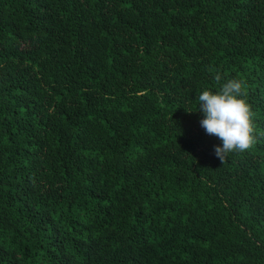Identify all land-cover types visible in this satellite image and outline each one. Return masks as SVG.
Instances as JSON below:
<instances>
[{
    "label": "trees",
    "instance_id": "trees-1",
    "mask_svg": "<svg viewBox=\"0 0 264 264\" xmlns=\"http://www.w3.org/2000/svg\"><path fill=\"white\" fill-rule=\"evenodd\" d=\"M0 264H264V0H0Z\"/></svg>",
    "mask_w": 264,
    "mask_h": 264
},
{
    "label": "clouds",
    "instance_id": "clouds-1",
    "mask_svg": "<svg viewBox=\"0 0 264 264\" xmlns=\"http://www.w3.org/2000/svg\"><path fill=\"white\" fill-rule=\"evenodd\" d=\"M217 82L222 81L219 72ZM246 82L229 78L220 83L218 90L205 89L198 96L196 110L201 113L199 123L209 135L221 143L214 146L215 155L221 161L232 152H243L256 143L253 112L247 102Z\"/></svg>",
    "mask_w": 264,
    "mask_h": 264
}]
</instances>
